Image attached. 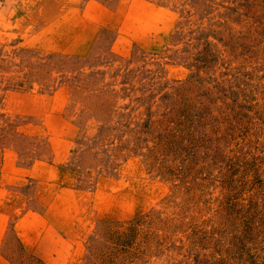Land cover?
<instances>
[{"label":"rangeland","instance_id":"rangeland-1","mask_svg":"<svg viewBox=\"0 0 264 264\" xmlns=\"http://www.w3.org/2000/svg\"><path fill=\"white\" fill-rule=\"evenodd\" d=\"M0 264H264V0H0Z\"/></svg>","mask_w":264,"mask_h":264}]
</instances>
